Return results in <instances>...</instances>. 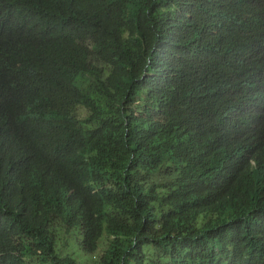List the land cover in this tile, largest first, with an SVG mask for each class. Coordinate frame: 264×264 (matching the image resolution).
Listing matches in <instances>:
<instances>
[{"label": "trees", "instance_id": "obj_1", "mask_svg": "<svg viewBox=\"0 0 264 264\" xmlns=\"http://www.w3.org/2000/svg\"><path fill=\"white\" fill-rule=\"evenodd\" d=\"M0 264H264V0H0Z\"/></svg>", "mask_w": 264, "mask_h": 264}, {"label": "rangeland", "instance_id": "obj_2", "mask_svg": "<svg viewBox=\"0 0 264 264\" xmlns=\"http://www.w3.org/2000/svg\"><path fill=\"white\" fill-rule=\"evenodd\" d=\"M99 250H102V249H99Z\"/></svg>", "mask_w": 264, "mask_h": 264}]
</instances>
